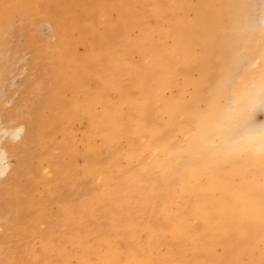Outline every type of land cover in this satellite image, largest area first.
Segmentation results:
<instances>
[{"label": "bare ground", "instance_id": "obj_1", "mask_svg": "<svg viewBox=\"0 0 264 264\" xmlns=\"http://www.w3.org/2000/svg\"><path fill=\"white\" fill-rule=\"evenodd\" d=\"M257 14L264 0H0V61L15 63L16 16L46 15L58 37L38 56L54 73L44 113L0 121L16 237L0 264H264ZM5 82L0 63V102Z\"/></svg>", "mask_w": 264, "mask_h": 264}, {"label": "rangeland", "instance_id": "obj_2", "mask_svg": "<svg viewBox=\"0 0 264 264\" xmlns=\"http://www.w3.org/2000/svg\"><path fill=\"white\" fill-rule=\"evenodd\" d=\"M51 6L52 4L50 5V8ZM258 16L259 14L256 15V18ZM49 19L50 18L46 15L36 16V23L27 26H24L23 23H21L19 17L16 16L14 19V31L8 36L7 41L9 47L12 48L11 53L16 55L14 60L15 63L12 64V62H8V60L0 61V63H2L3 71L5 72L6 80V90L3 97L4 99L7 98L4 102H0V121L9 123L11 118L15 117L18 113L19 116L17 115V118L19 119L32 116H36V118L41 117L48 102L52 98L50 85L53 82L54 73L51 69L47 68V64L43 59L38 58L39 52L44 45L56 42L58 38L50 24L47 22L50 21ZM257 19V21L264 23L262 18L261 20H259V17ZM80 51H83L82 46H80ZM134 59L136 62H139L140 60L138 55H135ZM29 72H31L32 75L30 76V81H26L27 77H29L27 75ZM44 76L46 79H43ZM35 79L42 81L41 89H36L34 87ZM255 119L257 124L264 123V103H262L261 107L257 109ZM86 123L87 120L76 121L72 124V131L77 133L78 136H81L83 130L86 128ZM61 135L62 133L57 134L59 137ZM33 146L34 153L29 159L30 168L32 170L35 169L34 162L38 160L37 156L39 155V149H37L38 146ZM33 146L29 148H33ZM25 153L26 152L22 151L20 155L25 156ZM46 157H48L47 153L45 154V158ZM58 158L61 157H56L52 162L54 163ZM12 159H10V162H13V164H11L13 167L11 169L13 171L17 165V160L15 158ZM81 161L82 159L80 158L79 162ZM28 174L25 173V171H22L21 175L17 178V182H20L22 179L25 181L31 176V172H28ZM85 184L89 186L87 183ZM70 194L74 199H79L81 196L80 189H73L70 191ZM52 206L55 207L54 205ZM24 215L25 213L22 214V216ZM8 233V227L5 225L2 227L0 222V243L4 242L14 245L16 237L11 236L10 234L8 235Z\"/></svg>", "mask_w": 264, "mask_h": 264}]
</instances>
